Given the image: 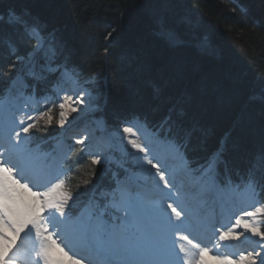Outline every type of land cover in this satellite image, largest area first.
<instances>
[{"label":"trees","instance_id":"1","mask_svg":"<svg viewBox=\"0 0 264 264\" xmlns=\"http://www.w3.org/2000/svg\"><path fill=\"white\" fill-rule=\"evenodd\" d=\"M10 8L35 18L63 45L108 127L137 116L151 126L179 119L190 133L191 163L206 161L226 135L221 178L246 180L254 163L256 178L264 176V0H0V12ZM161 23L177 34L175 46ZM16 64L0 47V92ZM33 85L37 95L47 92ZM56 132L42 125L36 134ZM76 146L65 182L83 195L99 170Z\"/></svg>","mask_w":264,"mask_h":264},{"label":"snow or ice","instance_id":"2","mask_svg":"<svg viewBox=\"0 0 264 264\" xmlns=\"http://www.w3.org/2000/svg\"><path fill=\"white\" fill-rule=\"evenodd\" d=\"M161 34L170 45L179 42L177 34L162 23ZM30 42H34L31 48L27 47ZM5 45L17 61L13 67L22 66L26 76L46 91L59 92L66 82L73 80L79 85V74L69 66L63 45L51 33H46L29 14L17 13L11 8L6 15L0 13V47ZM58 99L60 118L56 124L60 128H64L71 113L85 111L78 105H92L91 92L84 88L78 98L65 94ZM51 111L48 109L39 114L40 119L47 117L45 123L49 125L53 122ZM179 115L182 116L183 112ZM26 119L33 121L36 117L27 116ZM130 122L142 124L148 135L165 149L175 167L169 171L159 161L153 163L148 144L141 145L130 138L128 142L132 147L145 153L142 161L137 157V164L148 174L145 182L151 178L152 191L159 193L161 199L158 204L148 202L139 192L121 189L122 182L117 180V188L113 191L120 193L119 201L114 199L94 205L101 209L111 206L121 213L115 217L116 222H110L103 214L90 213L85 217L82 212L70 215L74 197L66 190L65 179L55 171L42 172L34 168L35 158L28 145V134L36 125L26 123L25 119H20L17 124L9 118L8 126L0 129V264H20L24 253L30 264H81V259H88V264H181L179 253L188 257L189 249L178 241H186L198 249V255L184 259L183 264H210V261L214 264H264V243H261L264 242V227L258 220L250 222L237 216L232 227L219 232L220 241L239 240L244 233L259 238V241H253L255 247L252 250L242 251L234 259L228 255L209 256L212 249L194 244L188 235L181 234L187 230L189 212L181 204V189L170 177L178 173L204 191L235 194L240 185L233 186L230 178H221V153H213L203 164L192 167L185 152L190 133L183 132L179 119L175 122L166 120L159 126H151L146 118L138 116ZM123 132L136 135L129 126L123 127ZM182 136L185 137L183 142ZM76 143L83 145L84 140L77 139ZM100 159L96 156L91 163L96 165ZM260 159L264 165V154ZM255 168L254 163L243 187L249 195L264 198V176L257 179ZM151 169H156L154 174ZM172 197H175L173 202L165 207L164 200ZM243 215L249 218L264 216V204ZM236 229H243V232ZM173 234L175 238H172ZM75 246L86 250L88 257L77 259L73 252Z\"/></svg>","mask_w":264,"mask_h":264},{"label":"rangeland","instance_id":"3","mask_svg":"<svg viewBox=\"0 0 264 264\" xmlns=\"http://www.w3.org/2000/svg\"><path fill=\"white\" fill-rule=\"evenodd\" d=\"M18 81H20V82H16V88H15L16 92H18V90L22 84V80L18 79ZM82 88L87 89L91 92L92 105L91 106H89L87 104L78 105L79 108H83V109H85V111H83V112L78 111L75 113H71L68 117V121L66 122L64 128H60L57 125L58 129L61 131L60 138L55 143L56 149H58L57 152L58 153L60 152V146H61V142H62L63 138L64 139L70 138L73 140H77V139L85 140V139H87L88 136H90L92 138V141H93V142H91V144H93V146L89 145L88 142L85 145H86V147L89 148L90 153L93 156V158L96 156H99L101 158L100 162H102V161L107 162L110 160V162H113L116 164H121V165H124L128 161H130L132 163V165L137 164V157L138 156L133 157V158L129 157V154L131 153L129 147H132V145L128 141L130 138H133V137L132 136L130 137L128 134L124 133L123 127H125V126L133 127L136 134L139 135L138 129L143 128V126L141 124L140 125L133 124L135 122L123 123V125L120 126L116 131L107 133L104 130V126L102 125L101 121L98 120L96 122V120L90 119L89 115L92 112V110L96 107V105L93 103L96 96L94 95V92L90 89L89 84L85 81H82L80 79V77H79V85H77L75 80L66 82L63 90L56 92V94H57L56 100L58 102H60L58 99V96L62 97L65 94L72 95L74 98H78ZM18 98H20V97H17V95H14L11 98V101H15ZM26 100H29L28 96H25L23 101H26ZM30 100H32V99H30ZM58 109H59V107H58ZM28 113L29 112H24L25 115H27ZM32 114H34V113H32ZM32 114L30 116H32ZM39 114H40V112H38L36 114V118L39 116ZM57 117H58V119L60 118L59 117V111H58ZM20 119H25L26 123L28 122L26 118H18V121ZM140 135H142V134H140ZM118 137L121 138V141L117 139ZM89 141H91V140H89ZM96 141H100L101 145L99 147L97 145H94ZM99 149H100V151H99ZM107 149H108V152H107ZM94 150H96L95 153H94ZM53 161H55V159ZM52 166H55V165H52ZM139 172H142V169L140 167H137L136 169H131V170L125 171L124 178L122 179L121 185L138 186L139 180H141V176L139 175ZM125 177L128 178L127 179L128 181H126ZM137 181H138V183H137ZM143 186H145V185H143ZM219 196H222V195H219ZM253 220H254V218H252V221ZM245 234L246 233H244V235ZM187 248L189 249V256L187 258L190 259L191 254L195 253V249L192 248V246H188ZM256 250L259 251V249H256ZM212 264H214V262H212Z\"/></svg>","mask_w":264,"mask_h":264},{"label":"bare ground","instance_id":"4","mask_svg":"<svg viewBox=\"0 0 264 264\" xmlns=\"http://www.w3.org/2000/svg\"><path fill=\"white\" fill-rule=\"evenodd\" d=\"M0 13H2V12H0ZM95 76H97V75H95ZM128 116H130V114L129 115H127V117ZM128 120H130V118H128V119H122L121 121H120V123H124V122H126V121H128ZM102 123V122H101ZM103 124V123H102ZM191 126H194V124H192ZM89 138H91V137H89ZM185 152H186V149H185ZM154 153V150L153 151H151V154H153ZM214 153V152H213ZM213 153H211L210 155H212ZM167 154V153H166ZM187 155V154H186ZM154 158H153V161H159V158H158V156L157 155H152ZM187 158H188V156H187ZM189 159V158H188ZM189 161H190V159H189ZM160 162V164H162V165H164L165 166V168H167L168 170H171V169H174V167L175 166H173L171 163H169V162H161V161H159ZM175 165V164H174ZM145 167L146 168H150V166H148V165H145ZM162 170H164L163 168H162ZM155 171H156V169H151V173H155ZM142 174H143V176H148V174L147 173H144L143 171H142ZM145 174V175H144ZM177 177H180V174H177L176 175ZM171 178V177H170ZM156 179L158 180L159 179V177H156ZM143 182L147 185V188L148 189H146V190H148L147 191V193L145 192H143L142 194L143 195H146V197H148L147 198V200H150V201H152V202H155V201H159L158 199H161L160 198V195L157 193V192H154V191H152V189H151V178L149 177L148 178V182L146 183L145 182V178L143 179ZM236 184H239L240 185V190L239 191H244V192H246L245 190H244V187H243V185H244V183H242V182H238V183H236ZM235 184V185H236ZM235 185H233V186H235ZM161 186H163L162 185V183H161ZM247 193V192H246ZM230 193H228V194H225V196H228ZM248 194V193H247ZM249 195V194H248ZM250 197H251V195H250ZM250 197H246V199L247 200H250ZM252 198V201L254 202V204L256 205V202H257V198H259V197H251ZM245 203H246V201H245ZM261 204H264V203H262L261 202ZM198 228L199 227H197V228H193V230H198ZM229 227L226 225V228L224 229V231H227V229H228ZM233 242H235V240H233ZM250 246L248 245V244H243V245H241V251H245L246 249H250L249 248ZM75 253V252H74ZM75 255H76V253H75ZM22 256H24L23 254H22ZM25 258H26V262H27V264H30V260L27 258V255H25L24 256Z\"/></svg>","mask_w":264,"mask_h":264}]
</instances>
